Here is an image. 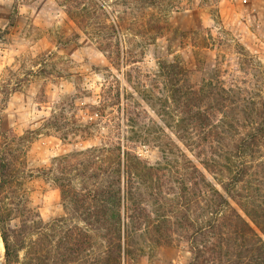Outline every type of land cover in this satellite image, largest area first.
Returning <instances> with one entry per match:
<instances>
[{"label": "rangeland", "instance_id": "obj_1", "mask_svg": "<svg viewBox=\"0 0 264 264\" xmlns=\"http://www.w3.org/2000/svg\"><path fill=\"white\" fill-rule=\"evenodd\" d=\"M0 264H264V0H0Z\"/></svg>", "mask_w": 264, "mask_h": 264}]
</instances>
